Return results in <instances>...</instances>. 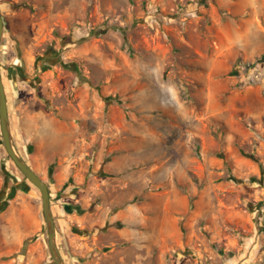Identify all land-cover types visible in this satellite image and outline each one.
<instances>
[{"label": "rangeland", "instance_id": "1", "mask_svg": "<svg viewBox=\"0 0 264 264\" xmlns=\"http://www.w3.org/2000/svg\"><path fill=\"white\" fill-rule=\"evenodd\" d=\"M0 8L12 118L18 87V101L50 115L55 103L84 102L91 148L67 182L53 176L58 164L43 174L67 264H264V0H0ZM18 53L27 78L56 72L45 94L16 85ZM51 125L40 124L42 142ZM121 138L127 151L111 152ZM113 155L116 190L102 197L93 185ZM135 168L148 169L154 187L129 202L122 186ZM118 195L126 200L114 202ZM0 264H56L41 191L9 157L1 120Z\"/></svg>", "mask_w": 264, "mask_h": 264}, {"label": "crops", "instance_id": "2", "mask_svg": "<svg viewBox=\"0 0 264 264\" xmlns=\"http://www.w3.org/2000/svg\"><path fill=\"white\" fill-rule=\"evenodd\" d=\"M20 47L21 48L23 47L22 44H20ZM1 56L2 54H0V59L2 58ZM17 56L18 57L16 58L14 63L15 65L20 67H17V69L14 68V72H17L16 74L17 78H15L17 79L15 80L16 85L18 86L20 83H28V85L33 84L34 88L31 89L30 93L31 95H34V97L35 96L37 97V93L41 95L45 94L43 89V87L45 86V79L46 77L47 78L50 77L49 74L53 73L55 75L56 72H54V70L52 69L47 70L46 73H44L43 75H40L36 79L32 77L31 80L27 78L28 76L23 75L24 70L21 68V66H23V62L22 65L17 63V62H21L22 60L21 53H18ZM51 63H52L51 65H53V62ZM56 69L57 66H55V71ZM54 75H52L51 77L52 85L57 83L56 80L53 79ZM33 79L36 81L34 82ZM36 82H38L39 85ZM80 85L81 86L78 89L76 88V92L78 93L80 91V93L82 94L84 92L83 90H85L84 89L85 87L82 83ZM18 89H19L18 95H16L15 93L14 96L16 98V101L14 102L16 108L14 118H12L11 115L12 107L10 104V100L8 98V108L11 119L12 134L16 149L18 150L19 154L22 157H24V159L29 164V166L38 175H40L42 179L45 180L43 174L48 173L52 165L58 164L59 166H56L54 169V172L56 174L53 176L56 179L57 178H59L60 180L62 179L64 183L67 182L74 173L73 168L75 167V163H79V160H84L85 158L84 155L86 152L81 151V149L84 150V148H91V143L87 142L88 138L86 136V127H85L86 113L83 104L84 102L65 101L63 103L58 102L57 105L55 103L53 107L55 112L52 113V115H50L51 113H47L44 110H38L36 106H34V103H31V101H29V99L27 98H22L20 99V101H18L17 97L20 96L19 94L21 95L23 94L21 87H18ZM6 91H7V97H9L8 90L6 89ZM54 93H52L51 96L55 95ZM143 121H144L143 119H140L138 120V123L141 122L142 124H146L143 123ZM47 122H49V124H52L50 126V129L53 131V135H50L49 137V139L52 140L51 144H50V140L47 139L48 136H46L47 138L44 137L43 138L44 140L42 142L41 136L38 135L40 124L45 126ZM128 124H132L129 126V128L136 127L139 125L137 123L136 124L133 123L132 121L131 123ZM93 136H96V134L92 132L90 137ZM123 139L124 138H121L119 142L115 143V147L113 146L111 148L112 150L111 152L115 151V152L125 153L127 151V145L126 143L122 142ZM30 147L31 149L32 148L34 149L33 150L34 152L32 154L29 153ZM47 147H50L49 152L45 151ZM26 154H29L30 156L28 160L26 158ZM115 155H113L112 160L105 165L106 175L103 176L101 183L93 185L94 188L97 189L98 194L99 195L102 194V197L103 196L109 197L108 194L110 193V190L115 189V187L112 186L111 180L113 178L117 179L118 176L117 174L112 175L110 172L111 171L110 166L118 165L116 164L117 158L115 157ZM97 168L100 167L98 166ZM123 170L124 168H122V171ZM133 171L134 173L132 172L129 174L127 173L128 175L127 174L124 175L126 177L125 178L126 182L122 186V187H126V186L130 187V189L128 190L129 193H131L133 196L127 199L129 202L132 201L131 199H133L135 196H138L140 194L143 196V197L141 196V198L147 197V193L149 189L151 187H154L153 185L154 181L152 180V178H150L151 174H147L148 169L135 168V170ZM59 173L60 174L65 173V174L62 177ZM92 173H93L92 179L97 178L95 173L94 172ZM87 177L88 176H83L82 180H78L77 184L78 187H80V189L81 187L86 186ZM129 180L130 182H128ZM82 192H83L82 198H85V193H84L85 190L83 188H82ZM105 199L110 201L109 198H105ZM124 200H126L125 196L118 195L116 200H114V202L116 201V203H120L123 202ZM51 204H52V199H51ZM65 209L67 212H71L70 205H66ZM52 211L55 217L56 214L54 213L53 207H52ZM57 239H58V229H57Z\"/></svg>", "mask_w": 264, "mask_h": 264}, {"label": "water", "instance_id": "3", "mask_svg": "<svg viewBox=\"0 0 264 264\" xmlns=\"http://www.w3.org/2000/svg\"><path fill=\"white\" fill-rule=\"evenodd\" d=\"M5 33V22L4 17L0 8V54L1 47ZM0 120H1V130L3 135V142L9 157L23 173L27 180H29L33 185H35L42 194L43 199V212L47 224V231L49 235V248L52 253V257L56 264H67L57 240V228L55 217L51 207V192L48 183L40 177L26 162V160L19 154L16 149L13 134L11 119L8 108V97L6 86L4 83L1 59H0Z\"/></svg>", "mask_w": 264, "mask_h": 264}]
</instances>
